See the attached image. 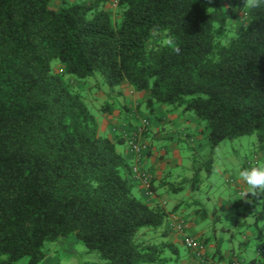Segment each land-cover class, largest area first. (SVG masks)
<instances>
[{
  "label": "trees",
  "instance_id": "trees-1",
  "mask_svg": "<svg viewBox=\"0 0 264 264\" xmlns=\"http://www.w3.org/2000/svg\"><path fill=\"white\" fill-rule=\"evenodd\" d=\"M103 2L0 0V264H39L47 242L72 234L103 264L174 262L169 212L134 194L122 138L101 134L83 99L79 82L96 73L144 93L149 112L192 113L212 148L254 133L264 152V6L116 0L117 25ZM238 11L245 26L227 40ZM246 197L232 207L262 240L264 194Z\"/></svg>",
  "mask_w": 264,
  "mask_h": 264
},
{
  "label": "rangeland",
  "instance_id": "rangeland-1",
  "mask_svg": "<svg viewBox=\"0 0 264 264\" xmlns=\"http://www.w3.org/2000/svg\"><path fill=\"white\" fill-rule=\"evenodd\" d=\"M112 3L110 2L108 5L102 4L101 7L107 11H111L113 18L118 25L120 18H118L116 12V2ZM231 3L232 0H223L225 8H228ZM245 23L246 17L242 11L237 12V17L230 18L227 27V40L234 36L235 31L243 29ZM55 70H60L59 64L55 65ZM79 87L84 89L83 99L88 104L91 112L97 116H102V114H104V112L100 111L104 106L111 105L113 107L112 110H114L117 107L114 100H121V97H126V94L123 93L129 92L128 89L124 90L122 87L110 89L99 73H96L95 76L90 78L87 82L80 81ZM119 89L121 90L120 95L118 94ZM143 106L144 105H142V102L140 101L136 113L138 118H140L139 122L135 120L129 122L125 121L124 126L122 125V128L118 129V137H123L130 153L135 156L136 159H140V164L137 162L139 167L142 168H138L139 172H141V170L146 172L141 166L143 163L142 158H144L147 152L145 153L144 149L142 154L135 155L129 147V141L136 137L141 145H145L144 140L142 141L141 138H143L144 130L146 129L145 125H147V117H144L139 113L141 112L142 114H147L151 117H154V113L149 112V110L145 109V106ZM106 111V114H109L108 110ZM189 114L193 115L192 113ZM199 124L201 127L200 129L202 130L203 123L199 122ZM178 138H182L181 135H178ZM117 146L119 149H122L120 143H117ZM145 147L147 149L148 146L145 145ZM181 149H184L181 150V155L183 157L182 166H174L168 180L171 181V183H175V181L177 182L178 180L174 178V173L181 175V173L185 174L188 172L189 176H193L196 171L198 177L197 180H195L197 189H195V192L192 193L191 197L187 194L188 187H190L191 184L190 181L189 185H186L187 187L184 186L182 192L171 193L169 198L174 196L177 198L180 197L184 202H188V205L191 204L192 207H190L192 208V213L194 214V217L197 218L200 217L199 215H195V212H197L198 209H207L209 211V216L202 218L208 229L207 237L213 242V237L216 235L218 242L222 245V250L229 248V246L233 244L236 247L237 252H239L238 250L240 249L238 246H242V243L245 240L244 237L248 235L245 242L247 244L249 242V244L252 245L253 253H255L258 244H262L264 241H262L263 239L260 240V238H256L258 231L253 225L254 218H244L243 216H240L238 210L233 207H229L227 210H222L219 208L218 202L219 199H224L231 202V205L236 199H247L244 194L245 187H242L239 184L240 178L238 173L242 168L248 167L249 165L255 166L257 164H264V152L259 150L256 135L253 133L234 139H226L214 148L210 146L207 137L203 135V137L200 138V141L198 139L194 141L193 144L184 141ZM133 167L135 166H132V168ZM148 174L150 175L149 179L152 180L153 176H151L150 173ZM237 183L240 186L239 188L237 187ZM192 200L197 202V204L191 203L193 202ZM213 212L215 217H217L214 222L210 217L211 214L213 215ZM223 228H226L227 231L223 230ZM197 230H199V226H197ZM249 232L251 234H249ZM262 233L264 236V229ZM231 235L233 236L232 241H230ZM147 236L148 235L145 237ZM74 238L75 236L73 234L64 238L65 241H68L69 243L63 245L57 244L58 241L63 239L55 242H47L45 244L46 256L47 254H51L53 257L58 258L59 264H103V261L95 251H89L87 246L80 241L75 242L73 240ZM27 261L28 258L24 257L16 264H27Z\"/></svg>",
  "mask_w": 264,
  "mask_h": 264
},
{
  "label": "crops",
  "instance_id": "crops-1",
  "mask_svg": "<svg viewBox=\"0 0 264 264\" xmlns=\"http://www.w3.org/2000/svg\"><path fill=\"white\" fill-rule=\"evenodd\" d=\"M61 1L63 0H53V3L58 5ZM67 1L92 2L96 0ZM110 2H116V0H104L103 4L108 5ZM120 87L124 90H129V92H127L128 95L127 93H123L126 94V97L123 95L126 100L123 97H121V100H114L117 104V109L115 108L113 112H109V114H106L107 112L100 109L104 114L97 118L98 131L114 141L119 138L118 129H121L122 125L124 126L125 121H140V118H138L136 114L138 110L137 107L139 108V102L145 99L144 93L133 91V88L127 83H122ZM120 92L121 90L119 89V95ZM142 105L144 104L142 103ZM152 113H154V117L142 114L141 112L139 114L147 117L146 129L144 130L141 140H144V144L148 147L145 150V153L147 152L146 155L142 158L143 163L141 167L146 170V173H150L151 176H153V195H148L147 188L144 184L142 186L139 181L136 180L135 176L132 175V170L127 173V176L135 185L133 192L137 197H140L151 205H158L169 212L163 225V230L167 231L166 236L164 235V240H169L177 248L175 254L172 255V261H174L172 264H258L259 262L255 263V261H263L264 255L261 254V251L264 248V242L258 244L255 250L256 252L253 253L252 245H250L249 242L248 244L245 242L248 238L247 235L244 237L245 240L242 246H238L240 249L238 250L239 252H237L233 244L230 245L229 248L222 250V245L218 242L216 235L213 237V242H209L207 237L208 229L205 222L202 220L203 216H201V213L195 212V215H199L200 217H194L191 204L188 205V202H184L180 197L177 198L174 196L169 198L171 193L182 192L184 186L187 187L186 185H189L190 179L192 178V176H189L188 172L185 174L180 172L181 175L178 173L173 174L174 178L178 180L177 182L174 180L175 183H171V181L168 180L174 166H182L183 157L181 155V150L184 149L181 148L183 142L185 141L189 142V144H193V142L198 139L200 141L203 135L199 121L187 112H169L168 108L158 106ZM178 135H181L182 138H178ZM121 138L122 141L120 145L122 149H119L118 146H116V149L127 158L132 168V166L137 165V161L140 159H136L135 156L130 153L126 142L123 137ZM185 180L186 183H183ZM181 184L183 186L182 191H173L172 187H177ZM239 184L243 187L242 182L239 181ZM239 184L237 186L238 188L240 187ZM188 188L187 194L191 197L192 193L195 192V188L191 184ZM245 192L246 189L244 193ZM192 201L191 203L197 204L194 200ZM230 203L231 202H228V200L219 199L218 205L222 210H227L229 207H232ZM205 211V217H208L209 211L207 209ZM210 217L213 222L217 218L214 212ZM180 224L185 226L182 231L177 229V226ZM197 226H199V230H197ZM223 230L227 231L226 228H223ZM249 234L251 233L249 232ZM186 235L199 237L206 242V253L202 256H198L194 251H191L183 241ZM73 240L75 242L79 241L76 237ZM232 240L233 236L231 235L230 241ZM262 241H264V238ZM66 243L68 244L69 242L65 241V239L57 242V244L60 245ZM40 264H59V260L51 254H47Z\"/></svg>",
  "mask_w": 264,
  "mask_h": 264
},
{
  "label": "clouds",
  "instance_id": "clouds-1",
  "mask_svg": "<svg viewBox=\"0 0 264 264\" xmlns=\"http://www.w3.org/2000/svg\"><path fill=\"white\" fill-rule=\"evenodd\" d=\"M245 6L248 10H255L264 6V0H245ZM238 175L246 189L245 195L264 194V164L249 165L242 168Z\"/></svg>",
  "mask_w": 264,
  "mask_h": 264
},
{
  "label": "built area",
  "instance_id": "built-area-1",
  "mask_svg": "<svg viewBox=\"0 0 264 264\" xmlns=\"http://www.w3.org/2000/svg\"><path fill=\"white\" fill-rule=\"evenodd\" d=\"M129 147L135 155L136 154L140 155L142 154V152H144L143 151L144 149L146 150L145 145H141L138 142V139L136 137L132 138L129 141ZM137 162L139 163V161ZM138 163L137 165H135V167L131 169L132 175L135 176L136 179L140 180L145 185V187L147 188L148 195L152 196L153 190L149 188V182H150L149 176L150 175L142 170L141 172H139L138 168L139 169H142V168L139 167L140 163L139 164ZM184 227H185L184 225L180 224L177 226V229L182 231ZM185 244L191 251H194V253L197 254L198 256H202L205 253L204 246L195 237H185Z\"/></svg>",
  "mask_w": 264,
  "mask_h": 264
}]
</instances>
